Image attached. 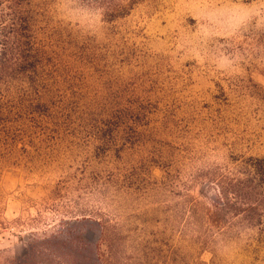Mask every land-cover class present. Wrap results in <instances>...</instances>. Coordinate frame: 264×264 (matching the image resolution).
<instances>
[{
  "label": "rangeland",
  "instance_id": "374dc122",
  "mask_svg": "<svg viewBox=\"0 0 264 264\" xmlns=\"http://www.w3.org/2000/svg\"><path fill=\"white\" fill-rule=\"evenodd\" d=\"M261 158L264 0H0V264H69L36 244L81 219L113 264H264V231L190 220Z\"/></svg>",
  "mask_w": 264,
  "mask_h": 264
},
{
  "label": "trees",
  "instance_id": "16d2710c",
  "mask_svg": "<svg viewBox=\"0 0 264 264\" xmlns=\"http://www.w3.org/2000/svg\"><path fill=\"white\" fill-rule=\"evenodd\" d=\"M117 0H92L103 11L106 23H110L115 18L125 15L129 7L133 6L137 0H128L127 3H115ZM213 184L215 189V200L211 206L212 211L207 210L202 219L190 218L195 223V228L211 227L216 230L219 224H225L222 230L226 232L233 229H255L258 233L264 231V158L249 159L243 161L240 167L227 177H215ZM76 224L88 223L96 228V241L84 243V233L80 231L73 234L70 230L66 236L44 239L37 243L38 247L56 252L61 257L64 256L69 264H113L114 238L116 235L113 228L101 224L100 221L81 219ZM201 224V225H200ZM238 225L234 227V225ZM219 228V226H218ZM207 232L209 231L206 230ZM114 237V238H113ZM59 244V245H58ZM101 244H107L110 256L104 258L100 251ZM67 246L66 253H61L59 247ZM35 247L29 248L27 255L18 260L16 264H32V255ZM112 255V256H111ZM31 259V260H30ZM34 260V259H33Z\"/></svg>",
  "mask_w": 264,
  "mask_h": 264
}]
</instances>
